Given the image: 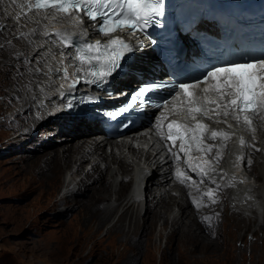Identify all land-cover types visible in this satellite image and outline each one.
I'll list each match as a JSON object with an SVG mask.
<instances>
[{
    "label": "bare ground",
    "instance_id": "1",
    "mask_svg": "<svg viewBox=\"0 0 264 264\" xmlns=\"http://www.w3.org/2000/svg\"><path fill=\"white\" fill-rule=\"evenodd\" d=\"M68 25L74 26L71 22ZM53 27L50 18L32 11L28 0H0V42L7 39L0 44V147L10 148L11 152L22 151L17 157L18 174L22 194L37 203L33 214L45 206L46 209L58 207L56 213L61 215L74 211L76 221L61 223L59 229L67 239L65 243L70 241L73 248L76 245L83 248L88 243L89 253L95 255L100 264L135 262L140 256L150 262L156 259L150 250L156 249L163 239L166 242L176 238L187 244L189 250L199 245L209 253L206 249L211 244L226 246L237 216L260 219L259 216L264 215V153L247 166L248 176L254 175L260 182L251 191L235 190L231 197L224 167L208 171L207 177H202L203 182L198 178L177 187L171 181L162 146H153L147 139L144 143L149 148L145 153L128 148L136 158L144 157L143 165L151 168L141 173L142 164L135 171V167L125 161L127 139L103 141L104 138L94 134L96 125L76 121L63 112L51 113L52 106L60 100L59 90L65 85L63 69L70 71L65 55L62 56L55 48L56 42L51 43L49 39ZM21 32L24 37L20 36ZM10 36L13 37L9 40ZM37 129L48 131L37 138L34 147L37 154L32 155L21 143L13 147L19 139L37 137ZM17 130L18 133L13 134ZM259 130L264 134V130ZM58 133L62 135L57 137ZM258 147L264 150V139ZM232 183L235 185L237 180ZM233 198L239 199L242 206L236 207L231 201ZM201 204L205 206L202 208ZM257 206L261 207V214L257 213ZM186 214L200 217V225L210 229L213 239L204 240L195 232L187 231L191 226L184 219ZM167 225L170 228L165 232ZM81 226L82 234L75 235V228L81 229ZM114 235L123 246L116 252L115 243L110 244V249L105 244ZM164 249L167 251V246ZM168 253L172 254L171 259L176 258L171 251ZM228 256L226 253L218 259ZM76 258L80 259L79 254Z\"/></svg>",
    "mask_w": 264,
    "mask_h": 264
},
{
    "label": "snow or ice",
    "instance_id": "2",
    "mask_svg": "<svg viewBox=\"0 0 264 264\" xmlns=\"http://www.w3.org/2000/svg\"><path fill=\"white\" fill-rule=\"evenodd\" d=\"M32 8L36 10H55L63 13L66 16L78 15L83 12L84 15L94 22V32L108 37L106 43L102 41H87L73 40L71 37L64 34V31H57L56 36L60 41L62 48H72L73 53H69V57L73 61L76 76L79 77L81 71H86L90 79L86 82L106 89L108 84L119 75L118 70H122L121 59H127L125 53L133 51L130 42L125 41L120 36L113 35L126 29L133 33L144 32L151 24H159L158 17L163 16L164 0H33ZM74 23H83V19L74 20ZM86 32L80 33L81 36L86 35ZM48 35V33H45ZM24 37L23 32L20 33ZM139 47H144L143 42H137ZM63 56L64 53L62 52ZM85 65L87 67H85ZM64 77L68 78L67 68L63 69ZM211 83L212 94L214 98L208 99L209 91L204 89L197 94L196 89L205 83ZM80 83V79H74L70 88H75V85ZM163 84H142L132 94L121 92V95H128L129 101L125 105H121L116 109L108 110L104 113L109 119L117 120L125 114H132L142 110L147 105L145 100L157 89L166 88ZM179 89V91H177ZM171 92H176L179 96L181 93L186 97L187 115L194 122L193 126L185 124L177 125L176 121L168 124V131L165 133L161 130L160 125H156V131L161 139L180 140V152L187 156L193 150L198 152H211V145H204L205 139H215L222 133L212 131L210 136L205 135L206 125L197 120L196 114L203 113L208 115L201 105L202 99H207L209 104L216 105L220 108L224 104L223 116L227 117L230 114L239 123L243 116L246 124L251 121L244 113H255L258 109L264 110V59L251 58L242 61H229L223 66H213L211 70H207L203 74V78H197L194 83H179L170 89ZM109 98H113L115 93L108 92ZM143 98V99H141ZM100 97H93V100H99ZM163 104L156 106L157 110L163 107ZM76 105L68 103L67 109H75ZM173 125H177L175 131ZM244 143V141H241ZM173 157L179 159V156L171 148ZM219 154H217V159ZM187 169L192 172H199L201 177H207L208 170L202 165L186 164ZM177 178L180 182L186 183L191 177L185 172L177 170ZM203 182V180L201 181ZM215 183V181H212ZM219 188V185H217ZM211 193V190H209ZM205 193V195H209ZM196 202L195 200L193 201ZM213 202H215L213 200ZM199 207V205H197Z\"/></svg>",
    "mask_w": 264,
    "mask_h": 264
},
{
    "label": "rangeland",
    "instance_id": "3",
    "mask_svg": "<svg viewBox=\"0 0 264 264\" xmlns=\"http://www.w3.org/2000/svg\"><path fill=\"white\" fill-rule=\"evenodd\" d=\"M12 37L10 36L8 39H12ZM5 41L7 39L1 41L0 44ZM39 129L36 130L35 133L38 134L33 140L19 139V143L16 142L17 144H13V147L21 143L24 148L31 151L32 155L37 154L38 151L34 148L37 144V138L48 132ZM14 132L13 134H17L18 130ZM61 135L56 134L57 137ZM9 149L0 147V264H100L95 255L89 253L88 243H85L86 246L84 245L83 248H80L79 245L73 248L69 243L70 241L65 243L67 239L62 237L61 232L63 231L59 230L61 223L66 225V223L76 221L73 218L74 211L61 215L56 213L58 207L46 209L45 206L39 209L36 214L32 213L37 203L30 196L26 197L22 194L23 186L20 174H18L20 164L17 157L22 151L11 152L12 150ZM252 176L254 180H257V177ZM11 177H15V180L12 181ZM225 191L227 192L228 188ZM202 206L205 205L201 204ZM115 216L116 212L112 218ZM188 217L189 215L186 214L184 219L189 221L192 230L186 229L187 231L195 232L199 238L204 240H208L209 237L212 238L209 234L211 233L210 229L204 225V227L201 226L202 219L200 217L197 218L194 215L189 217V220ZM259 217L261 218L258 219L249 215L237 216L234 220L235 224L229 231L226 246L222 247L223 243L215 244V246L211 244L206 249L210 250L209 253H205L206 251L204 252L199 245L194 250H189L186 248L187 244H182L183 242L176 240V238H169L166 242L163 239L160 244L158 243L156 249L150 250V253L156 257L153 261L145 262L140 256L135 262L120 261L112 264H264V215ZM165 228V232H167L170 227L167 225ZM82 230V226L81 229L75 228V235L82 234ZM197 242L201 244L199 241ZM112 243H115L113 246L115 252L122 250L123 246L116 235L105 241L108 249ZM166 246L173 253L174 258L176 257L175 259H171L172 254L164 249ZM129 252H132V248ZM226 253L229 254V258L218 259V256ZM78 254L80 259L76 258ZM160 255L161 259H159Z\"/></svg>",
    "mask_w": 264,
    "mask_h": 264
}]
</instances>
